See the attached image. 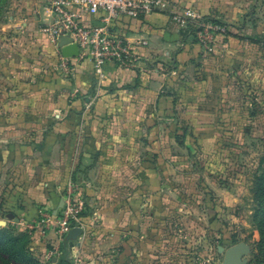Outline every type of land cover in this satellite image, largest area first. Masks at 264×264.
<instances>
[{
	"label": "crops",
	"instance_id": "1",
	"mask_svg": "<svg viewBox=\"0 0 264 264\" xmlns=\"http://www.w3.org/2000/svg\"><path fill=\"white\" fill-rule=\"evenodd\" d=\"M167 1L169 11L109 24L131 42L148 39L149 45L137 46L133 66L111 63L99 80L89 59L70 77L58 69L56 51L41 32L53 19L50 0H13L19 11L6 16L8 34H1L7 94L0 110V227L27 233L40 264H57L62 249L70 264H100L128 224L135 233L141 225L154 232L155 214L170 207L174 177L191 166L185 155L218 149L211 144L219 135L220 100L241 86L246 48H264L257 23L247 28L245 10L257 4ZM186 8L245 33L231 31L205 51L171 22V12ZM82 19L104 25L103 14ZM73 199L85 201L84 227L65 248L56 223L48 228L41 217L56 216ZM144 215L152 216L147 228Z\"/></svg>",
	"mask_w": 264,
	"mask_h": 264
},
{
	"label": "rangeland",
	"instance_id": "2",
	"mask_svg": "<svg viewBox=\"0 0 264 264\" xmlns=\"http://www.w3.org/2000/svg\"><path fill=\"white\" fill-rule=\"evenodd\" d=\"M248 2L257 7L245 10L247 28L257 23L264 37V0ZM12 3L0 0V53L1 34H8L2 24L19 11ZM226 24L230 31L245 33ZM245 54L241 86L229 89L220 100L219 135L211 144L218 146L214 156L185 155L191 166L174 177L170 207L155 214L154 232H143L141 225L135 233L128 224L115 247L102 253L100 264H264V48H246ZM6 87L0 72V110L5 109ZM4 171L0 166V199ZM149 219L151 215L140 219L143 227ZM233 248L239 250L237 258L230 255ZM0 256L4 263L5 256Z\"/></svg>",
	"mask_w": 264,
	"mask_h": 264
},
{
	"label": "built area",
	"instance_id": "3",
	"mask_svg": "<svg viewBox=\"0 0 264 264\" xmlns=\"http://www.w3.org/2000/svg\"><path fill=\"white\" fill-rule=\"evenodd\" d=\"M53 12L51 22L41 27V32L52 45L59 59L58 69L66 76L75 75L80 60L89 59L93 63L99 80L106 76L109 64L121 67L133 66L138 59L137 46H148L149 40L131 42L124 36L110 30L113 20L129 17L140 20L150 14L169 11L167 0H50ZM83 13L103 14L104 25L93 27L82 19ZM171 22L185 30L190 40H196L205 51H212L215 44L227 37L229 26L221 19L205 17L195 8L170 13ZM72 38L79 47L77 57L62 54L60 40ZM86 204L83 199H73L54 216L43 213L41 223L51 228L56 223L60 242L75 227H84Z\"/></svg>",
	"mask_w": 264,
	"mask_h": 264
},
{
	"label": "trees",
	"instance_id": "4",
	"mask_svg": "<svg viewBox=\"0 0 264 264\" xmlns=\"http://www.w3.org/2000/svg\"><path fill=\"white\" fill-rule=\"evenodd\" d=\"M183 33L190 41L187 32L183 30ZM231 34L232 32L229 31L228 36ZM260 186L263 187L262 185ZM262 224H264V220L262 221ZM262 240H264V228L262 230ZM62 251L63 254L57 264H70L65 250L62 249ZM0 253L5 256L6 261H11V264H40L30 250V237L24 232L14 233L8 228L0 227ZM5 262L0 264H6Z\"/></svg>",
	"mask_w": 264,
	"mask_h": 264
},
{
	"label": "water",
	"instance_id": "5",
	"mask_svg": "<svg viewBox=\"0 0 264 264\" xmlns=\"http://www.w3.org/2000/svg\"><path fill=\"white\" fill-rule=\"evenodd\" d=\"M60 46L62 47V54L65 57H77L79 55V47L76 43L73 42L72 38L70 37H63L60 40ZM5 224V222L0 221V225ZM82 234V228L75 227L73 228L65 237L64 240V247L67 248V245L74 241ZM230 255L234 258H237L239 255L238 248H233L230 251Z\"/></svg>",
	"mask_w": 264,
	"mask_h": 264
}]
</instances>
